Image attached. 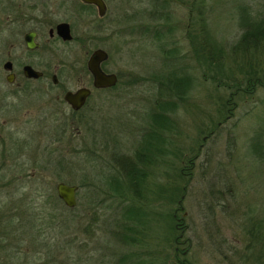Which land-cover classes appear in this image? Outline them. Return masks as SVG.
I'll return each mask as SVG.
<instances>
[{
	"label": "rangeland",
	"instance_id": "rangeland-1",
	"mask_svg": "<svg viewBox=\"0 0 264 264\" xmlns=\"http://www.w3.org/2000/svg\"><path fill=\"white\" fill-rule=\"evenodd\" d=\"M69 1L56 17L73 23L74 41L57 44L47 59L57 65V86L28 85L0 118L13 124L0 146V264H251L242 226L264 216V158L250 150L255 138L264 139V87L235 94L230 114H220L234 92L203 77L207 68L194 42L202 0H106L102 19ZM241 5L253 18L264 12V0H204L209 32L226 52L241 33ZM95 50L106 52L102 67L118 82L94 92L73 115L62 90L87 84L85 65ZM180 74L191 79L184 102L167 85ZM163 103L177 109L163 112ZM161 115L174 124L167 154L152 150L155 166L137 163L153 158L145 144ZM121 160L147 174V222L140 229L126 218L140 205L109 185L126 180ZM60 182L78 187L75 208L59 200ZM129 227L143 233L137 245L124 240Z\"/></svg>",
	"mask_w": 264,
	"mask_h": 264
},
{
	"label": "trees",
	"instance_id": "trees-1",
	"mask_svg": "<svg viewBox=\"0 0 264 264\" xmlns=\"http://www.w3.org/2000/svg\"><path fill=\"white\" fill-rule=\"evenodd\" d=\"M168 1V0H161ZM238 14L240 18L239 26L241 28V33L235 43L232 44L228 52L220 46L214 38L211 36L207 22L205 21V6L204 0L201 1L200 10V27L197 36L194 37L195 47L198 46L200 53V62L203 67H206L207 70L204 72L203 77L208 79L210 82L215 84L217 88H226L233 91V94H230L226 100L222 102L221 113L223 115L230 114L231 111L228 106L230 101L233 99L235 94L247 93L248 87L253 86H262L264 87V12L258 13V16L253 18L252 15L248 12L246 7L242 5L239 6ZM231 62V68L228 69V62ZM236 72H239L238 77ZM179 75V74H177ZM169 77V76H167ZM187 77V76H186ZM183 74H180L178 78L173 77L167 78V85L170 86L169 91L177 98L178 101L184 102L187 99L189 87L191 85V79L186 78ZM246 86V88H244ZM162 108L163 112H166L169 108V113H173L177 108V105L172 103L170 104H158ZM222 115V116H223ZM228 116L226 117V119ZM154 125L151 130L152 133L147 139L145 144L144 153L153 158L147 157L146 159L138 161L147 166H155L158 158L156 155L153 156L152 150H155L157 153H163V156H166L167 152H164L163 148L170 144V139L167 135L173 127V120L170 117L159 116L158 119H153ZM219 124H217L218 127ZM216 128L208 132L207 136H210L214 133ZM162 132V136L158 133ZM252 153H254L259 158H264V139L255 138L250 146ZM194 158L187 159L186 163L190 169V165L193 167ZM135 162H130L126 160H121L120 167L125 174L126 180L123 185H120V182L116 181L114 185L111 183L110 188L120 194L121 196L127 195L134 199L140 206L133 208L132 210L127 211V221H132L137 223L138 228L145 226L147 222L146 215L144 213V205H148L149 200L146 196V193L149 192V186L146 184V171H142L139 165ZM140 164V163H139ZM185 169H180V177L185 176ZM187 175V174H186ZM160 189V188H159ZM122 191V192H121ZM183 191V189L181 190ZM130 195V196H129ZM181 224L179 229H181ZM139 228V229H140ZM244 237L246 239L245 251L249 254L246 257V262L250 261L251 264H264V216L262 218H249L245 224L242 226ZM132 236L129 234L124 237L126 243L132 245H137L140 241V237L143 236L141 230H134L133 227L126 229ZM140 236V237H138ZM182 238V234L179 235V238L175 242ZM177 244V243H176ZM179 249H175V258L178 257ZM177 264H184L185 262L176 260ZM183 262V263H182Z\"/></svg>",
	"mask_w": 264,
	"mask_h": 264
},
{
	"label": "flooded vegetation",
	"instance_id": "flooded-vegetation-1",
	"mask_svg": "<svg viewBox=\"0 0 264 264\" xmlns=\"http://www.w3.org/2000/svg\"><path fill=\"white\" fill-rule=\"evenodd\" d=\"M59 1L61 2L58 6L57 0H0V118L17 105L14 101L15 98L20 97L22 92H28V85L50 81L54 86H57V65L47 60L48 55H51L57 44H71L74 41L73 23L65 20L57 21L56 17L58 7L67 10L71 8L68 3L70 1ZM79 1L81 8L86 6L97 10L95 5ZM102 1L105 5V13L102 17L98 15L99 19L107 15L106 0ZM76 13L80 14L81 10L78 9ZM88 39V35H84L81 38V46L85 47L89 42ZM88 60L85 65L89 75L87 84L74 90L69 88L62 90L63 101L67 105L68 103L64 100L66 93H75L82 88L90 90V95L80 109L74 110L68 105L73 115L84 110L94 92L110 90L117 84L110 88H94L93 76L87 68ZM103 62L99 66L100 70L104 74H113L102 67ZM3 86L13 88L2 91ZM12 125L6 120L0 122L2 127L0 130V143L2 144L0 146H4V131L7 127L11 128ZM180 221V219L177 220V222Z\"/></svg>",
	"mask_w": 264,
	"mask_h": 264
},
{
	"label": "water",
	"instance_id": "water-1",
	"mask_svg": "<svg viewBox=\"0 0 264 264\" xmlns=\"http://www.w3.org/2000/svg\"><path fill=\"white\" fill-rule=\"evenodd\" d=\"M84 3L92 4L97 7L98 15L102 17L105 13V5L102 0H82ZM70 35L68 36V38ZM107 58L106 52L103 50H95L88 62L87 68L91 75L93 76V87L94 88H110L117 83V77L115 74H104L100 70V64ZM36 75V74H35ZM90 95V90L82 88L77 90L75 93L68 92L64 96V100L70 105L74 110L80 109L87 97ZM78 187L74 185H67L64 183H58L56 185V193L58 198L63 202V204L69 208L73 209L76 206V194Z\"/></svg>",
	"mask_w": 264,
	"mask_h": 264
}]
</instances>
